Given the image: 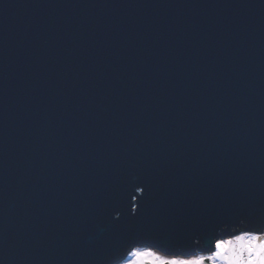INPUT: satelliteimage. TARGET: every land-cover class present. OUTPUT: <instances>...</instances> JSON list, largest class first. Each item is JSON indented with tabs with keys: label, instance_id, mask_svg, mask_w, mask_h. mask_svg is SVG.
<instances>
[{
	"label": "water",
	"instance_id": "1",
	"mask_svg": "<svg viewBox=\"0 0 264 264\" xmlns=\"http://www.w3.org/2000/svg\"><path fill=\"white\" fill-rule=\"evenodd\" d=\"M241 221L264 226V0H0V264L197 255Z\"/></svg>",
	"mask_w": 264,
	"mask_h": 264
},
{
	"label": "clouds",
	"instance_id": "2",
	"mask_svg": "<svg viewBox=\"0 0 264 264\" xmlns=\"http://www.w3.org/2000/svg\"><path fill=\"white\" fill-rule=\"evenodd\" d=\"M250 233H264V226L250 227L247 222L241 221L235 226L231 235L225 234L220 239L231 240L237 234ZM260 239L264 240V236H261ZM153 252L160 253V255H153ZM205 254L209 255L213 264H264V243L258 244L255 240L246 239L242 246L233 243V245L221 246L218 252L213 248L212 251H206ZM181 260H183L182 257L170 256L160 247L147 244L141 253L131 261V264H166V261L168 264H173L174 261ZM189 264H203V262L199 259L189 258Z\"/></svg>",
	"mask_w": 264,
	"mask_h": 264
},
{
	"label": "snow or ice",
	"instance_id": "3",
	"mask_svg": "<svg viewBox=\"0 0 264 264\" xmlns=\"http://www.w3.org/2000/svg\"><path fill=\"white\" fill-rule=\"evenodd\" d=\"M137 190L141 193L143 192V189H141V188H138ZM136 211H137V207L135 205H133V208H132L133 214H135ZM246 239L256 240L257 238L254 236H251L250 234H245L244 236L234 237L231 240L217 239V240H215L214 243L212 242L211 249L208 251H212V249L214 248L218 252L220 250L221 246L233 245V243L235 245L242 246ZM197 243H199V241ZM155 247H159V246H155ZM200 248L202 249L203 246L200 245ZM161 249H162V251L168 253L170 256L183 258V260H181V261H174L173 264H189V258L199 259L200 261L210 259V257L204 256V255L197 257L195 253L189 252V251H184V250L167 251L163 248H161ZM202 252H204V251H202ZM166 264H168L167 261H166Z\"/></svg>",
	"mask_w": 264,
	"mask_h": 264
},
{
	"label": "flooded vegetation",
	"instance_id": "4",
	"mask_svg": "<svg viewBox=\"0 0 264 264\" xmlns=\"http://www.w3.org/2000/svg\"><path fill=\"white\" fill-rule=\"evenodd\" d=\"M250 234H253V235L257 238L256 243H258V244H259V243H264V240H261V239H260L261 236H264V233H250ZM244 235H245V234H237V235H235L234 237H239V236H244ZM234 237H233V238H234ZM143 248H145V246H141V247H136V248H134V249L129 253V255L126 257V259H125L122 263H120V264H123V263L127 262V261L131 258L132 255H135V254L137 253L138 250L143 249ZM148 250L151 251V249H148ZM154 255H160V253H156V252H154ZM201 255H204V256L209 257V255H207V254H205V253H198L196 256L199 257V256H201ZM206 260H208V263H209V264H213V262H212L211 259H206ZM206 260L202 261L203 264H205V261H206Z\"/></svg>",
	"mask_w": 264,
	"mask_h": 264
},
{
	"label": "rangeland",
	"instance_id": "5",
	"mask_svg": "<svg viewBox=\"0 0 264 264\" xmlns=\"http://www.w3.org/2000/svg\"><path fill=\"white\" fill-rule=\"evenodd\" d=\"M251 236H254L253 234H250ZM255 237V236H254ZM257 241V239L255 240V242ZM141 251H142V249H140V250H138L137 251V253L135 254V255H132L131 256V258L127 261V262H125V263H123V264H131V261L138 255V254H140L141 253ZM150 251V250H149ZM153 255H154V252H153Z\"/></svg>",
	"mask_w": 264,
	"mask_h": 264
}]
</instances>
